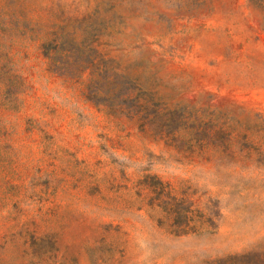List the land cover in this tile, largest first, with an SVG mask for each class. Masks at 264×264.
Returning a JSON list of instances; mask_svg holds the SVG:
<instances>
[{"label":"rangeland","instance_id":"374dc122","mask_svg":"<svg viewBox=\"0 0 264 264\" xmlns=\"http://www.w3.org/2000/svg\"><path fill=\"white\" fill-rule=\"evenodd\" d=\"M0 264H264V0H0Z\"/></svg>","mask_w":264,"mask_h":264},{"label":"trees","instance_id":"16d2710c","mask_svg":"<svg viewBox=\"0 0 264 264\" xmlns=\"http://www.w3.org/2000/svg\"><path fill=\"white\" fill-rule=\"evenodd\" d=\"M56 68V65L54 66ZM59 70V69H57ZM127 82L121 78L113 70H106L102 74V78L97 79L95 88L103 93L100 103H103L109 112L116 113L122 109V102L130 104L133 111L132 115L139 114L144 119L148 117L149 102L143 96H132L126 87ZM146 177L144 176L142 182L146 183ZM156 182H160L159 179H154ZM174 200L170 203L161 201L159 205L166 211L167 215L171 218L170 231L174 234H186V233H203L213 231L217 226V221L220 216L217 203L215 199L210 197L203 202V205H199V218L195 221L192 217V211L188 207V201L178 202ZM185 203L186 205H183ZM190 222H194L190 224ZM196 222L199 224L196 225Z\"/></svg>","mask_w":264,"mask_h":264}]
</instances>
